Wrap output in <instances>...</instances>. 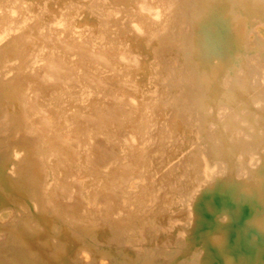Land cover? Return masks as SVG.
<instances>
[{
    "label": "bare ground",
    "instance_id": "1",
    "mask_svg": "<svg viewBox=\"0 0 264 264\" xmlns=\"http://www.w3.org/2000/svg\"><path fill=\"white\" fill-rule=\"evenodd\" d=\"M0 264H264V0H0Z\"/></svg>",
    "mask_w": 264,
    "mask_h": 264
},
{
    "label": "clouds",
    "instance_id": "2",
    "mask_svg": "<svg viewBox=\"0 0 264 264\" xmlns=\"http://www.w3.org/2000/svg\"><path fill=\"white\" fill-rule=\"evenodd\" d=\"M142 11H143V8H142ZM152 18L156 21H159L160 19H162L161 11L159 9L154 10L152 13ZM133 27L135 28L136 25H134Z\"/></svg>",
    "mask_w": 264,
    "mask_h": 264
}]
</instances>
